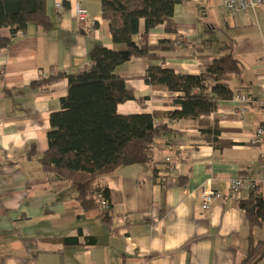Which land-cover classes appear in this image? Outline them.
<instances>
[{
    "label": "crops",
    "instance_id": "1",
    "mask_svg": "<svg viewBox=\"0 0 264 264\" xmlns=\"http://www.w3.org/2000/svg\"><path fill=\"white\" fill-rule=\"evenodd\" d=\"M45 1L50 29L29 25L13 37L0 29L10 40L0 51V264H238L249 234L238 202L248 190L233 193L230 181L252 174L264 194V144H250L255 129L264 127V1L234 15L222 0L183 1L174 7L175 33L161 25L147 35L151 45L171 40L176 48L161 61L136 58L117 68L134 96L117 106L119 115L179 109L177 93L145 83L150 65L198 75L213 57L228 54L242 64L241 75L228 84L257 102H221L208 117L217 120L222 145L208 142L192 120L157 117L171 133L155 141L152 162L121 166L99 180L111 201L108 220L97 209L82 210L76 190L38 162L67 79L53 80L45 91L30 86L57 72L87 70L95 46H123L111 42L101 0ZM75 4L88 12L82 22L73 14ZM138 27L142 33L143 20ZM202 189L219 195L209 210L201 207ZM253 233L263 239L264 225Z\"/></svg>",
    "mask_w": 264,
    "mask_h": 264
},
{
    "label": "trees",
    "instance_id": "2",
    "mask_svg": "<svg viewBox=\"0 0 264 264\" xmlns=\"http://www.w3.org/2000/svg\"><path fill=\"white\" fill-rule=\"evenodd\" d=\"M186 0H101L102 19L108 23L111 42L122 45L121 50H110L101 45L89 53L91 66L77 73L57 72L53 77L39 78L31 88L45 91L50 82L67 79V93L60 100L61 109L50 115L46 137L48 148L38 158L44 173H51L60 181L68 182L77 192L82 210L98 209L94 194L105 191L99 186L103 176L121 166L150 164L156 140L171 133L167 123L156 124L159 116L168 120L188 119L195 122L205 139L213 145L221 129L217 120L210 122L221 102L231 101L241 94L228 82L239 77L242 64L230 54L213 57L198 75L175 74L172 70L150 65L144 77L152 90L177 93V110L165 113L119 115L117 106L134 100L126 89L117 68L136 58L150 62L161 61L164 52H171L176 43L160 40L151 45L148 32L164 26L175 33L174 7ZM144 31L139 33V21ZM29 25L50 29L45 0H0V29L7 28L12 37L23 34ZM9 39L0 36V51ZM30 152L34 153V146ZM244 212L249 234L248 250L238 264H257L264 258V238L257 239L254 229L264 225V194L256 185L248 190L246 199L238 202ZM100 211V210H99ZM109 212L101 211L104 220Z\"/></svg>",
    "mask_w": 264,
    "mask_h": 264
},
{
    "label": "built area",
    "instance_id": "3",
    "mask_svg": "<svg viewBox=\"0 0 264 264\" xmlns=\"http://www.w3.org/2000/svg\"><path fill=\"white\" fill-rule=\"evenodd\" d=\"M264 0H222L223 7L231 14H238L241 12L246 11H255ZM57 8L60 9L61 6L57 5ZM73 14L75 18L82 22L84 21L87 16L88 12L86 9L80 7L78 4H75L73 6ZM91 66V63H90ZM231 102L235 105L239 104H255L257 101L254 100L252 96L244 95V94H238L234 95L232 97ZM259 105V104H257ZM237 113L242 114L244 113L245 109H238ZM250 144L252 145H261L264 144V127L259 126L255 129L253 132L251 138H250ZM264 170V168H263ZM258 184V181L252 174L247 175H237L233 177L230 181V190L233 193H239L241 190L244 189H254L256 185ZM218 193L214 190H206L202 189L200 191V203L203 210H209L212 203H214L218 199ZM107 195L105 191H97L94 194L95 201L97 203L98 209L100 211L110 212V203L107 199Z\"/></svg>",
    "mask_w": 264,
    "mask_h": 264
}]
</instances>
